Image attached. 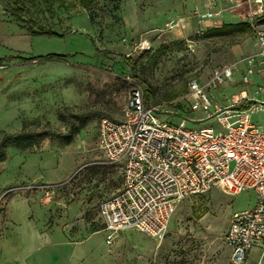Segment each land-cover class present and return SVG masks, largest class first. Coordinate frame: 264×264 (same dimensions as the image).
<instances>
[{
    "label": "rangeland",
    "instance_id": "1",
    "mask_svg": "<svg viewBox=\"0 0 264 264\" xmlns=\"http://www.w3.org/2000/svg\"><path fill=\"white\" fill-rule=\"evenodd\" d=\"M94 1L89 10L81 0H0V138L23 125L37 135L30 148L7 144L0 159V264H231L223 235L234 212L255 205L252 190L181 202L161 239L127 230L105 243L98 206L122 178L99 148L98 123L122 119L132 80L167 110L161 120L219 131L188 110L187 84L256 52L250 34L207 35L244 22L248 3ZM241 87L238 78L209 95L222 103ZM260 256L264 264L251 251Z\"/></svg>",
    "mask_w": 264,
    "mask_h": 264
},
{
    "label": "built area",
    "instance_id": "2",
    "mask_svg": "<svg viewBox=\"0 0 264 264\" xmlns=\"http://www.w3.org/2000/svg\"><path fill=\"white\" fill-rule=\"evenodd\" d=\"M244 2V22L257 50L242 59V87L222 103L209 95L235 82V65L215 69L204 83L187 84L188 110H200L219 131L188 129L185 118L177 125L161 120L167 110L149 104L142 84L132 80L122 119L99 120V148L122 178L120 189L98 206L107 245L127 230L161 239L178 204L212 189L232 196L252 190L255 205L231 215L223 243L231 264H262V256L254 261L250 255L253 249L264 252V117L252 122L253 115H264V0ZM255 76L261 81L253 84Z\"/></svg>",
    "mask_w": 264,
    "mask_h": 264
},
{
    "label": "trees",
    "instance_id": "3",
    "mask_svg": "<svg viewBox=\"0 0 264 264\" xmlns=\"http://www.w3.org/2000/svg\"><path fill=\"white\" fill-rule=\"evenodd\" d=\"M82 3L90 10L94 5V0H81ZM15 17H18L17 12H13ZM251 33V28L245 22H239L236 24H225L217 28H212L207 31L208 36H218V37H225V38H233L234 36H243L246 34ZM62 55H51L47 56L45 59H62ZM33 60H37L36 58ZM145 90L146 98H149V95ZM25 125L21 127V130L12 135H4L0 138V159L4 157L5 154V147L7 144H11L19 149H26L34 146L36 144V136L34 133H29L24 130Z\"/></svg>",
    "mask_w": 264,
    "mask_h": 264
},
{
    "label": "crops",
    "instance_id": "4",
    "mask_svg": "<svg viewBox=\"0 0 264 264\" xmlns=\"http://www.w3.org/2000/svg\"><path fill=\"white\" fill-rule=\"evenodd\" d=\"M249 34L251 35V33H249ZM249 34H246V35L249 36ZM238 48L241 49V46H238ZM251 54H253V53H251ZM247 55H249V54H247ZM243 57L240 60H234V62L232 64H230V65H235V67L237 68V72H236V74L234 76V78H235L236 81H237L238 78H240V70L244 67V63L242 62ZM260 81H261V79H260L259 76H255L253 78V84L259 83Z\"/></svg>",
    "mask_w": 264,
    "mask_h": 264
}]
</instances>
